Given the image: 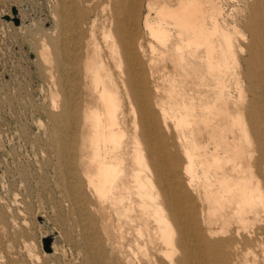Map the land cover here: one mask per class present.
Returning <instances> with one entry per match:
<instances>
[{
    "label": "rangeland",
    "instance_id": "374dc122",
    "mask_svg": "<svg viewBox=\"0 0 264 264\" xmlns=\"http://www.w3.org/2000/svg\"><path fill=\"white\" fill-rule=\"evenodd\" d=\"M74 1L77 9L72 8L63 18L66 6L62 8L60 0H0V264H112L129 255L127 247L134 249L133 241L138 238L139 209L134 207L130 212L133 221H127L120 215L122 208L99 198L86 175L89 145L82 146L79 129L86 106L91 102L93 105L96 99L89 88L92 74L86 60L94 49L93 34L106 57L101 34L105 0ZM178 1L143 0L139 13L144 61L148 64L150 47H154L159 58L155 76L161 105L174 96L169 81L172 71L167 73L163 66L171 58L177 61L179 38L167 12ZM200 1L206 10L205 36L196 52L189 50L188 59L191 74L196 69L201 74L199 80L195 78L200 85L193 100L206 103L212 117L206 116L208 131L200 130L196 136L212 133L215 141L223 134L234 137L243 169H247L251 158L264 151V0ZM13 7L19 18L17 24L6 18L7 14L12 17ZM70 14L74 17L71 20ZM60 18L71 24L67 26L69 32ZM148 25L166 35L151 37ZM73 31L77 51L63 46L61 41L64 32ZM43 46L49 52L47 56L52 55L48 56L49 62L38 55ZM52 49L62 52L60 59L56 53L51 54ZM65 49H70L75 60L64 59ZM67 74L72 75L69 80L64 78ZM150 82L147 83L151 85ZM67 86L73 88L78 112L76 119L67 118L70 121L66 126V118L58 123L53 117L62 113L63 97L58 95ZM123 121L127 187L121 191L126 195L134 184L128 175L134 165L130 156L133 129L129 111ZM215 121L218 125L211 128L210 122L213 125ZM169 127L174 129L171 121ZM105 152L103 147L97 149L100 156ZM201 170L197 165L192 179L202 192L205 178ZM209 182L212 193L217 182L213 177ZM130 196L136 198L133 193ZM257 225L263 226L264 221ZM256 236L252 248L242 246L237 264H264V228L257 229Z\"/></svg>",
    "mask_w": 264,
    "mask_h": 264
},
{
    "label": "bare ground",
    "instance_id": "6f19581e",
    "mask_svg": "<svg viewBox=\"0 0 264 264\" xmlns=\"http://www.w3.org/2000/svg\"><path fill=\"white\" fill-rule=\"evenodd\" d=\"M60 1L62 8L66 6L63 18L68 17L72 8L77 9L74 0ZM142 3L143 0H105L101 8L105 16L101 34L106 57L102 56V47L93 34L94 49L86 60L92 74L89 88L96 98L93 105L92 102L88 107L84 104V120L79 129L82 146L89 145L86 175L99 198L122 208L120 215L127 221H133L130 212L134 207L140 211L134 249L128 246L129 255L112 264H237L242 246L247 244L252 248L257 241V229L264 228V225H257L264 221V151L252 157L247 169H243L234 137L223 134L215 141L212 133L196 136L200 130L208 131L206 116L212 117L206 103L193 100V96L199 94L197 88L200 85L195 78L199 80L201 74L198 69L191 74L188 59L189 50L196 52L205 36L206 10L200 0H179L167 12L173 19L179 41L176 44L177 61L171 58V62L163 66L167 73L172 71L169 81L174 96L168 103L160 104L161 91L155 76L159 58L154 54V47H150L147 64L144 61L146 52L140 44L138 21ZM71 18L74 17L70 14L69 20ZM65 20L60 21L64 28L71 25ZM148 27L151 37L166 35L163 30ZM67 28L69 32L71 29ZM71 32H64L61 41L63 46L73 49L75 34ZM43 48L38 55L44 62H49L50 54L47 56L48 51ZM69 50H64V59L75 60ZM53 51L51 54L56 53L60 59V52ZM70 76L63 77L69 80ZM72 91V86H67L62 95H58V98L63 97L62 113L53 117L55 122L68 117L76 119L78 109ZM126 111L132 114L133 131L129 139L134 165L128 175L134 184L132 192L127 191L125 195L121 190L127 187L123 167L126 152L122 151V146H126L123 128ZM69 121L66 120V126ZM170 121L174 129L169 127ZM213 123L210 122L211 128L218 125L216 121ZM99 147L106 150L104 156L97 153ZM208 159L210 166L206 165ZM197 165L202 167L205 178L202 192L193 185ZM212 177L217 187L209 193ZM250 254L254 256V250ZM245 264L253 263L246 261Z\"/></svg>",
    "mask_w": 264,
    "mask_h": 264
},
{
    "label": "water",
    "instance_id": "95a60500",
    "mask_svg": "<svg viewBox=\"0 0 264 264\" xmlns=\"http://www.w3.org/2000/svg\"><path fill=\"white\" fill-rule=\"evenodd\" d=\"M12 12H13V16L12 17H10L8 14L6 15V18H11L13 21H14V23H18L19 22V18H18V16L16 15V8L15 7H13L12 8Z\"/></svg>",
    "mask_w": 264,
    "mask_h": 264
}]
</instances>
